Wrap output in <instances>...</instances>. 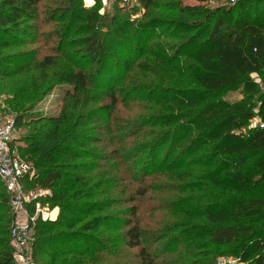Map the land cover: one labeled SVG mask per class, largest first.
<instances>
[{
  "label": "trees",
  "instance_id": "1",
  "mask_svg": "<svg viewBox=\"0 0 264 264\" xmlns=\"http://www.w3.org/2000/svg\"><path fill=\"white\" fill-rule=\"evenodd\" d=\"M39 1L0 0L1 80L10 79L17 68L2 50L19 42L18 36L29 34V22L34 21ZM63 1L80 9L82 14L77 17L89 30L86 42L93 56H97L94 57L97 69L88 73L70 66L49 78L44 74L54 65L53 58L45 57L36 65L43 80L50 79L47 87L55 83L66 88L63 107L56 116L29 118L28 122L26 115L19 114L23 105L20 107L13 87L14 97L8 95L6 100L8 108L17 114L16 133L28 123L33 125L32 133L21 138L23 145L15 148L18 156L36 170L35 176L25 180L24 185L28 189H49L51 197L43 203L59 209L54 221L35 222L34 263L80 264L81 258L74 262L72 259L87 255L88 259L81 264H107L100 251L106 250L100 233L94 235L103 228L107 232L119 231L108 240L128 251L137 250L136 264H158L164 256L161 264H217L224 257L244 264H264V128L248 129L258 104V116L264 123V93L258 85L264 82V0H237L233 5L213 10L201 6L210 0H196L195 5L183 7L179 1L168 3L169 10L201 17L190 25H173L165 20L160 23V16H151L136 25L128 18L121 21L118 16L107 17L110 20L104 22L105 15L99 14L103 6L100 0L90 8H85L81 0ZM162 2L136 0L129 6H122L119 1L109 4L113 11L127 16L136 13L139 6L146 14V10L156 9ZM70 9L65 7L66 11ZM104 23L108 28L112 26L107 37L111 33L115 40H129L139 50L157 31L163 39L180 38L167 41L169 45L159 43L155 50L162 54V60L175 62L182 56L186 58L184 67L197 86L181 91L178 103L172 104L176 116L165 124L181 118L188 120L189 125L201 118L203 123L198 127L195 143L180 148L177 158L170 156L184 137L175 136L174 129L164 131L148 146L130 143L125 147V138H130L115 135V128L105 121L118 102L114 86L108 85L101 91H98L101 85L97 86L100 77L96 73L116 49L113 42L101 38L98 32ZM238 88L243 93L239 103L217 99L218 95ZM94 89L98 92L93 93ZM6 93L11 94L8 90ZM150 97L154 99L153 95ZM243 129L246 133H239ZM200 139H204L205 149L189 160L198 150L196 142H201ZM115 142L121 147H116ZM161 153L165 163L156 166ZM81 159L92 161L79 163ZM98 162L106 164L100 166ZM104 168L106 171L101 172ZM176 168L183 169V175L193 179V184L191 180L188 184L198 190L188 195L187 200L178 198L168 204L186 219L173 225L158 221L159 229L143 233L137 203L148 192L144 180L156 169ZM192 168L201 169L195 172ZM93 172L95 175L91 176ZM101 185L107 186L110 197L100 199L105 191L100 189ZM0 198L4 208L8 203L5 189ZM121 205L127 207L119 208ZM91 213L94 216L82 222ZM9 221L10 218L0 216V264H13ZM78 223L79 228L73 229ZM60 247L67 249H61L62 257L58 255ZM45 258L48 260L44 261Z\"/></svg>",
  "mask_w": 264,
  "mask_h": 264
},
{
  "label": "rangeland",
  "instance_id": "2",
  "mask_svg": "<svg viewBox=\"0 0 264 264\" xmlns=\"http://www.w3.org/2000/svg\"><path fill=\"white\" fill-rule=\"evenodd\" d=\"M172 1H179L181 7L193 6L196 4V0H163L156 9L146 10V14L145 10L139 6L136 13L127 14L126 16L124 13L113 11L109 2L100 7L99 14L105 15L106 18L104 22L110 20L107 19V17L118 16V19L121 21L128 18L132 25L150 19L151 16H160L158 19L160 23H163L162 20H165L168 23L173 22V25H190L193 21L201 19V17L197 18L179 14L177 10H169L168 8L170 5L168 3ZM66 6L71 7V9L66 11ZM201 6L213 10L215 8L225 7L227 3L225 0H210L208 3L202 4ZM74 7V4H66V1L64 2L63 0H40L36 8L34 21L29 22L31 26L29 34L26 36H18L19 42H16L14 45H9L2 50V54L7 55L9 58L11 57L12 63H16L17 68L10 79H0L1 117L14 118L15 115H17L16 112L8 108L6 103V100L9 98L8 95L14 97L11 87L16 90L17 99L20 101V107L23 105L19 110V114L26 115L28 120L29 118H39L43 116H56L60 113L65 100L66 88L55 83L47 87L50 83V79L43 80V73L39 74L36 66L42 62L43 58L49 56L54 60V65L48 68L44 74L49 78H51L53 74L55 75L70 66L79 67L82 71L88 73H93L97 69L94 64V57L97 56H93L91 47L86 42L90 34L88 33L89 30L83 24L82 20L77 17V15L81 13L80 9ZM161 17H164V19ZM111 28L112 26L109 25L108 28L104 23L103 26H100L98 29L101 38L109 39L116 46L114 54L108 55L111 58L106 60L105 66L96 73L97 76L100 77L97 86L101 85L98 91L106 89L108 85L114 86L113 90L115 91L118 102L114 112L109 118H105V121H109L115 128V135L130 138L128 140L125 138V141H127V143L124 144L125 147H128L130 143L132 145L136 143L141 144V147L148 146V143L158 139V136L164 133V131L174 129L176 131V134H174L175 136L184 137L179 141L178 150L173 152L170 156V158L175 159L178 157L177 153L180 148L186 147V145L191 147V145L195 143L199 133L198 127L203 123L201 118L195 121V124L189 125L186 124L188 120L181 118L173 120L170 124H165V122L176 116L177 111L172 104L178 103V97L181 96V91L197 86L184 67V60L186 58L182 56L175 62L169 61V59L162 60V54H160L158 50H155L159 43L169 45L168 42H175L180 38L176 36L163 39L157 31L156 34L153 33L148 37L145 45L139 50V47L136 48L133 42L129 40H115L110 32L108 35L109 37H107V32L110 31ZM126 60H128V62ZM259 83L263 84L264 82ZM6 90L10 91L12 95L6 93ZM98 91L94 89L93 93ZM260 92L263 93L261 89ZM150 95H153V100H150ZM173 98H175V100H173ZM217 99L231 104L239 103L243 99L242 89L238 88L236 90L224 92L218 95ZM104 101L106 102L107 100ZM28 122H30V120ZM183 128L185 129L182 130ZM32 131L33 125L29 123L20 129L15 135L13 147L16 148L19 145H23L21 138L24 135L32 133ZM200 141L201 142L198 140L196 142L199 148L191 155L189 160H192L195 155H200L205 149L206 144H203L204 139H200ZM114 145L116 147H121L117 145L116 142ZM122 157L123 155H120V158ZM91 161L90 159H81L79 163L89 164ZM156 162V166L165 163L162 159V153L158 156ZM105 164V162H98L100 166H105ZM192 169H195L196 172L200 171L201 168ZM104 171H106L105 168L101 170V172ZM183 173L184 170H179L178 168L167 171L156 169L144 180L143 185L148 188V192L144 198L139 199L137 203L139 207V225L142 232H151L155 229H159V223H156L158 221H163L166 225H173L180 220L184 221L186 219L174 209L173 211L171 207L169 208L168 205L171 204L173 200L178 198L187 200L186 197L188 195L198 193V190L191 187L193 179H191V177L187 178ZM90 174L94 176L95 172ZM193 177H195V174ZM190 180L192 183L188 184ZM2 187L4 189L1 183L0 194L3 195ZM100 189H105L100 199L110 197V192H108L110 190L107 189L106 185H101ZM117 191H122V189L117 188ZM123 195L127 196L128 193H124ZM120 197H122V195ZM5 205L3 208V198H0V216H6L11 220L10 205L8 203ZM118 207L127 206L121 205ZM107 211L108 210H105V212ZM58 212L59 209L57 211V216ZM93 216L94 213H91L90 216L82 219V222ZM79 226L80 224L78 223L73 229H78ZM59 229L64 230V228H58V230ZM102 229L99 228L98 232H94V235L96 236L100 233L102 244L106 247V250L100 251L107 264H136L135 255L137 250L128 251L119 244L108 240L111 235H118L119 231L107 232ZM29 234L31 235L30 239L32 241L33 228L30 229ZM90 246H93V243L90 244ZM61 249L62 251L67 250L64 247H60L58 253L60 257H62L60 254V252H62ZM76 249L80 252L84 251L81 250L83 248ZM109 253L114 256L109 255ZM80 258V264L88 259L87 255H84L83 257H76L72 259V261L74 262ZM163 258L159 259L158 264H161ZM226 258L230 261H234L232 264H244L240 263L238 259L232 257ZM47 260L48 259L45 258L44 261ZM98 264L103 263L98 262Z\"/></svg>",
  "mask_w": 264,
  "mask_h": 264
},
{
  "label": "built area",
  "instance_id": "3",
  "mask_svg": "<svg viewBox=\"0 0 264 264\" xmlns=\"http://www.w3.org/2000/svg\"><path fill=\"white\" fill-rule=\"evenodd\" d=\"M112 1H119L122 6H129L136 3V0H100L102 5ZM237 0H225L227 5H233ZM96 0L87 6L82 0L85 8L95 5ZM259 88L264 93V83L258 82ZM259 104L253 109V117L249 121L248 129L259 127L264 128L258 116ZM246 133V129L239 133ZM16 131L13 117L0 118V182L3 184L8 196V204L11 210V221L9 225V237L12 248L13 264H35L32 256V241L29 234L35 222L54 221L57 218L58 208H50L43 200L51 197L49 189L32 188L28 189L24 181H30L36 174L34 166L21 159L12 146ZM55 216L51 215L55 212ZM228 258H221L217 264H232Z\"/></svg>",
  "mask_w": 264,
  "mask_h": 264
},
{
  "label": "bare ground",
  "instance_id": "4",
  "mask_svg": "<svg viewBox=\"0 0 264 264\" xmlns=\"http://www.w3.org/2000/svg\"><path fill=\"white\" fill-rule=\"evenodd\" d=\"M85 3H86L87 6H89V5L92 4V0H85ZM55 213H56V211L53 212V214L51 216L54 217L55 216Z\"/></svg>",
  "mask_w": 264,
  "mask_h": 264
}]
</instances>
